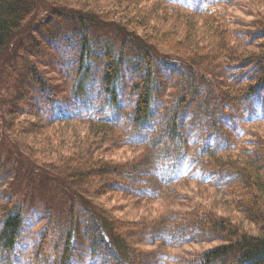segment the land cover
<instances>
[{
  "label": "trees",
  "instance_id": "obj_1",
  "mask_svg": "<svg viewBox=\"0 0 264 264\" xmlns=\"http://www.w3.org/2000/svg\"><path fill=\"white\" fill-rule=\"evenodd\" d=\"M228 1L0 0V62L7 52L23 56L1 88L3 128L78 195L77 205L43 209L26 264H158L155 249L147 259L137 242L178 246L208 235L218 243L203 260L264 264V134L246 131L235 145L255 107L264 121V0H252L261 10L245 29L217 10ZM55 40L70 42L75 62L60 87L36 60L52 57ZM109 141L146 155L120 162ZM187 161L188 178L227 203L136 223L97 203L112 193L149 196L144 172L168 183ZM3 167L0 264H8L24 210Z\"/></svg>",
  "mask_w": 264,
  "mask_h": 264
},
{
  "label": "rangeland",
  "instance_id": "obj_2",
  "mask_svg": "<svg viewBox=\"0 0 264 264\" xmlns=\"http://www.w3.org/2000/svg\"><path fill=\"white\" fill-rule=\"evenodd\" d=\"M217 10L226 13L225 17L233 23L232 27L245 29L248 24L251 25L255 14L261 9H258L252 3V0H230L218 6ZM47 47L50 49L49 53L52 54V57L47 52H42L36 54V60L43 75L50 80V83L60 87L63 82H66L65 78L68 75V70L75 64L71 60L73 58V48L70 42L66 40L49 41ZM22 59L23 56L15 51L7 52L3 56L0 62V95L5 77L11 69L21 65ZM1 110L0 105V160L4 163V171L10 173L11 177H9V174L4 175L11 180L12 186L18 190L24 210L23 233L14 249L15 257L8 264H26L31 239L37 237V232L43 226V209L50 206L61 208L66 206L69 201H76L78 195L71 186L57 178L58 176L52 171L50 165L47 163L40 164L29 159L20 148L21 146L6 134L3 128ZM261 117V110L255 107L250 114V121L247 120L245 126L240 124L243 128L236 135L235 145L244 143L243 140L247 137V132L264 134V121ZM107 147L113 151L109 155L120 162H131L136 158H140L141 155H144V157L146 155V151L139 145L115 146L109 141ZM247 147L251 148V146ZM235 153L240 154V150L235 151ZM188 165L189 162L187 161L169 179L168 183H165L162 172L155 174L156 179L151 173L144 172L143 177L147 181V188L153 186L148 191L149 196H136L133 198V196L126 194L128 195L126 200L122 195L112 193L107 196L106 200L98 199L97 203L122 208L123 210L116 211V214L125 222L133 221L132 223H136L140 219L146 218V216L147 218H154L156 214L160 215L167 212L169 214L174 213L177 216L191 210L193 206L200 212L207 209H216L218 201H221V204L228 202V198L222 197L215 188L208 184L199 183L196 179L188 178L190 176ZM145 170H148V166ZM77 203L78 201L75 202L76 205ZM142 236L144 237V235ZM197 239H188L178 246H170L164 241H161L164 244L162 247L157 246V244H146L143 240H141V243H137L141 244L139 249L140 251L143 250L141 253L147 259L150 258L152 251L156 252L158 264H212L203 260L202 255L218 242L209 240L211 239L210 235ZM152 247L155 250L150 252ZM162 253H165V256H161ZM74 264L85 263L78 260ZM90 264H99V262L93 259Z\"/></svg>",
  "mask_w": 264,
  "mask_h": 264
}]
</instances>
